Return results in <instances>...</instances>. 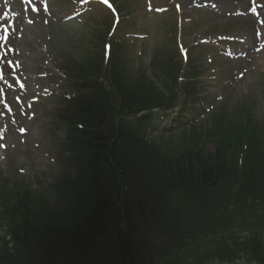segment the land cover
<instances>
[{"label": "trees", "instance_id": "1", "mask_svg": "<svg viewBox=\"0 0 264 264\" xmlns=\"http://www.w3.org/2000/svg\"><path fill=\"white\" fill-rule=\"evenodd\" d=\"M172 41L153 55L155 79L129 70L118 52L104 61L97 38L87 42L82 62L63 66L75 88L80 78H103L66 111L78 172L67 171L58 186L71 193V207L58 211L26 184L0 177V227H9L10 239L0 238V264H134L145 231L172 223L232 227L185 264H264V123L250 94L230 113L223 103L203 122L159 137L127 128L128 116L176 104L180 68ZM185 91L194 94L190 83ZM208 130L217 134L215 152L199 141ZM221 190L223 201L204 225L184 220L204 192ZM223 213L227 220L218 217ZM234 227L250 228L241 234Z\"/></svg>", "mask_w": 264, "mask_h": 264}, {"label": "rangeland", "instance_id": "2", "mask_svg": "<svg viewBox=\"0 0 264 264\" xmlns=\"http://www.w3.org/2000/svg\"><path fill=\"white\" fill-rule=\"evenodd\" d=\"M48 1L49 11L45 12L39 6V11L35 13L25 11L21 0L8 3L0 0V53L4 50L3 25L15 26L6 45L8 59L13 61L14 67L6 62L10 68L7 67V80L0 82V101L4 96L1 91H6L7 87L18 94L20 88L17 87L14 73H18L25 86H29V90L26 88L19 92L25 108L14 99L10 108L13 111L18 109V115L4 114L6 121L0 119V164L5 175L11 169L23 175L51 201L55 200V205H59L56 209L61 211V207H71L68 202L71 193L63 189L55 193L53 187L54 178L61 169L62 158L67 155L61 149V141L66 135L65 126L53 120V100L67 90L66 85L56 86V82L64 77L56 63L70 57H81L80 49L88 31L89 20L91 17H99L105 9L99 5H89L79 10L80 16L71 18L72 13L79 12L77 9L81 0ZM115 1L118 4V0ZM175 3H179L181 9H176ZM214 3L218 6L214 4L210 8L188 5L185 0H137L133 14L126 16L125 30L121 33L127 42L134 43L131 63L147 66L154 49L166 34L167 22H177V46L182 43L188 47L189 55H198L199 51L204 53L198 58L200 64L208 67L202 81L213 99L219 102L228 98L230 113L243 99L242 95L250 92L256 104L258 119L264 123V11L261 12L264 0H221V3ZM149 6L153 9L149 10ZM10 7L11 11L8 10ZM159 7L164 8L162 13L156 10ZM259 11L260 14L257 13ZM249 21L252 44L248 42L250 31L244 29ZM217 57L216 66L214 60ZM53 86L54 92L50 90ZM32 98H37V101L34 102ZM30 102L31 107L26 104ZM215 104L212 103L210 107ZM165 125L170 127V123ZM21 127L26 128L25 134L19 133ZM199 141L207 152H215L216 131L208 130L200 136ZM224 194V190L204 192L193 202L184 220H199L198 224L204 225L201 220L213 215V207L223 201ZM198 206L204 208V214L199 212L202 208ZM35 209L36 213L46 214L42 211L44 208ZM218 217L227 220L228 215L223 213ZM231 228L218 225L178 227L175 223L166 227H150V231H146L143 236L134 264H183L194 254L200 253L208 242L228 235ZM234 228L246 234L250 227ZM5 231L6 227H2L1 233Z\"/></svg>", "mask_w": 264, "mask_h": 264}, {"label": "bare ground", "instance_id": "3", "mask_svg": "<svg viewBox=\"0 0 264 264\" xmlns=\"http://www.w3.org/2000/svg\"><path fill=\"white\" fill-rule=\"evenodd\" d=\"M195 1H200V4L203 2H207V4H209L211 2V0H185L186 4H188V5H191ZM250 25H251V21L247 22L246 25L244 26V29L250 31V36H249L248 42H250V44H252L253 35L251 34L252 27ZM146 233L147 232L145 231V235H146Z\"/></svg>", "mask_w": 264, "mask_h": 264}]
</instances>
